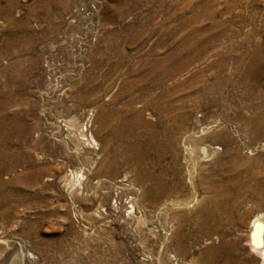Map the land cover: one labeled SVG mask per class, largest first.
Wrapping results in <instances>:
<instances>
[{"label":"rangeland","instance_id":"obj_1","mask_svg":"<svg viewBox=\"0 0 264 264\" xmlns=\"http://www.w3.org/2000/svg\"><path fill=\"white\" fill-rule=\"evenodd\" d=\"M259 104L264 0H0L4 264H264V133L233 114ZM121 119L156 132L160 185L113 162ZM237 146L254 176L235 197Z\"/></svg>","mask_w":264,"mask_h":264},{"label":"bare ground","instance_id":"obj_2","mask_svg":"<svg viewBox=\"0 0 264 264\" xmlns=\"http://www.w3.org/2000/svg\"><path fill=\"white\" fill-rule=\"evenodd\" d=\"M251 69V68H250ZM263 72L260 71H252L246 70L244 71L243 79H239L238 83L248 84V81L251 80H259L262 76ZM169 76V75H168ZM165 77V76H164ZM162 79V78H161ZM162 86V83L158 84ZM157 85V86H158ZM156 86V85H154ZM149 85L147 89L154 87ZM223 86H215L214 90H219ZM252 91L249 90V93ZM247 92V95L249 94ZM201 99H204V95H200ZM162 106V105H161ZM264 107V106H263ZM261 104L257 105L255 110L252 112V115L241 113L240 110L236 109L233 113L234 116L238 119L239 125L243 126L244 130L248 131L250 134H263L264 133V108ZM178 116V115H177ZM172 117L174 122L178 120L184 121L185 116ZM187 118V117H186ZM144 125L146 123L142 122ZM183 123V122H182ZM180 124V123H179ZM148 125V124H147ZM183 125V124H182ZM183 127V126H182ZM137 129V128H136ZM131 121H125L121 119L119 122L116 121L115 125L112 126V132L116 134L117 141L119 142L121 148L118 153L113 157V162H126L129 163L131 160H134L136 163V171H137V179L141 181H149L151 185L154 187L156 185H160L162 180L155 176L151 169L146 165V160L148 159V153L152 152L154 148L157 146L158 140L157 134L154 130H150L149 133H140L136 130ZM203 131V130H202ZM136 138V140H135ZM229 141L232 142L233 139L229 138ZM239 147H234L227 151V167L223 170V174L227 176L228 179L233 181H241V185L237 184V188L234 191V196L238 197L243 190L246 189V180L247 178H251L254 176L252 171L249 169L248 160L244 159L240 151ZM126 149H130L131 152L127 154ZM214 154V150L211 149L207 144L200 146V157L209 158ZM121 158V160H120ZM193 163V162H192ZM191 165V164H190ZM193 165V164H192ZM33 181L37 179V174H33ZM252 196L261 198V204H264V193L262 195H258L256 192H251ZM234 198V197H233ZM257 198V199H258ZM235 201V200H234ZM218 205V204H217ZM237 207V205H235ZM234 206V207H235ZM217 214V213H216ZM219 220V219H218ZM250 226V238L249 244L252 251L259 253L261 259L264 262V213L256 214L251 221ZM5 253V252H4ZM1 257V256H0ZM5 257L0 258V264H4ZM18 264V263H14Z\"/></svg>","mask_w":264,"mask_h":264}]
</instances>
